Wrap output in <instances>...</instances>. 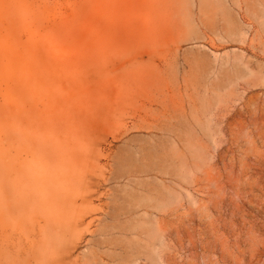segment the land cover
I'll return each mask as SVG.
<instances>
[{"label": "rangeland", "instance_id": "1", "mask_svg": "<svg viewBox=\"0 0 264 264\" xmlns=\"http://www.w3.org/2000/svg\"><path fill=\"white\" fill-rule=\"evenodd\" d=\"M0 264H264V0H0Z\"/></svg>", "mask_w": 264, "mask_h": 264}, {"label": "bare ground", "instance_id": "2", "mask_svg": "<svg viewBox=\"0 0 264 264\" xmlns=\"http://www.w3.org/2000/svg\"><path fill=\"white\" fill-rule=\"evenodd\" d=\"M31 106H29V105H25L24 106V108H23V113H31ZM14 115V114H13ZM12 116V115H11ZM29 127V126H28ZM28 127L27 126H25L22 130H21V132H17L18 133V135L22 138V139H24L26 142H28V144L29 145H31V147H32V152H33V155L35 156V155H37V142L35 143V141H33V140H31V139H29V137H26L27 136V131H28ZM35 129H37L36 127H30L29 128V130L31 131V132H33ZM155 166V165H154ZM134 180V179H133ZM135 181V180H134ZM34 182V181H33ZM30 187L31 188H33L34 190H37V185L35 184V183H33V184H31L30 185Z\"/></svg>", "mask_w": 264, "mask_h": 264}]
</instances>
